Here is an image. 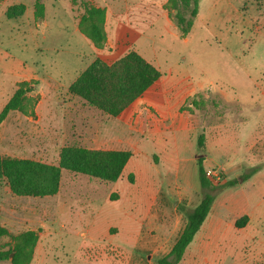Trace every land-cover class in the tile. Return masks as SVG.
Listing matches in <instances>:
<instances>
[{"label": "rangeland", "instance_id": "obj_1", "mask_svg": "<svg viewBox=\"0 0 264 264\" xmlns=\"http://www.w3.org/2000/svg\"><path fill=\"white\" fill-rule=\"evenodd\" d=\"M21 7V16H8ZM87 8L105 10L100 45L80 28ZM174 13L169 0H0V112L20 86L31 89L23 111L10 112L0 125V157L59 164L67 145L138 153L117 135L118 116L66 87L92 54L104 61L126 35L120 42L133 47L123 56L134 51L143 57L145 50L163 70L190 77L197 92L180 111L194 114L195 128L180 133L179 141L189 146L204 133L210 179L239 180L216 194L179 264H264V0H200L187 36L177 30ZM146 26L153 30L140 50ZM196 155L206 158V147ZM139 158L115 182L63 169L55 196H17L0 182V225L12 234L38 232L30 264H158L203 189L194 157L175 173L170 156L154 154L135 174L131 167ZM10 246V238L1 239L0 251Z\"/></svg>", "mask_w": 264, "mask_h": 264}, {"label": "trees", "instance_id": "obj_2", "mask_svg": "<svg viewBox=\"0 0 264 264\" xmlns=\"http://www.w3.org/2000/svg\"><path fill=\"white\" fill-rule=\"evenodd\" d=\"M199 1L169 0L176 11L173 14L174 24L183 36H187L192 29L198 15ZM23 12V7L19 10L9 9L8 16L14 18ZM104 16V9L87 8L80 23L81 30L95 45L105 41ZM160 77L158 68L138 53L130 51L112 64L100 59L94 60L69 86V92L110 116H118ZM30 90L24 84L14 92L0 112V125L10 112L23 111V103ZM204 143L205 135L201 133L197 139L199 150L204 148ZM131 157L132 153L128 150L88 149L75 145L61 149L59 164H47L29 158L0 157V182H5L10 192L17 196H55L60 191L63 169L115 182L121 177ZM203 162L204 157L199 156L197 167L203 196L188 213L186 224L172 249L158 260V264H179L206 221L216 194L225 187L239 183L238 179L224 183L212 182ZM251 174L243 175V180H247ZM246 219L247 216H244L237 220L236 227H242ZM4 237L10 238L11 246L0 251V262L10 260L11 264H30L39 239L38 232L28 229L12 234L0 225V241Z\"/></svg>", "mask_w": 264, "mask_h": 264}, {"label": "crops", "instance_id": "obj_3", "mask_svg": "<svg viewBox=\"0 0 264 264\" xmlns=\"http://www.w3.org/2000/svg\"><path fill=\"white\" fill-rule=\"evenodd\" d=\"M127 17H129V14ZM147 28L148 30L145 33L142 32V34L138 37L139 47L141 48L140 50H142L140 40L143 37H147L149 35V31L153 30V27L151 28L149 26H146L143 29ZM73 30L75 33L82 34L77 24L73 23ZM124 37H126V35ZM120 40L110 55L106 54L101 57L106 63H110L112 60H116L117 57L123 56L124 52H127L133 47V45L131 47L125 46L126 43H123V41L120 42ZM87 44L90 47V50L93 52L95 51L98 55L99 49L92 46L89 41ZM141 54L147 61L160 70L161 77L118 115L117 118L120 127L116 128V132L117 135H120L125 139L122 140L123 143L138 149V153L133 152L132 157L127 163L128 165L133 157L140 155V158L134 163L135 166L131 167V170L135 172V174H138L143 170V159H147L149 156L154 154H166L167 156H170L172 159L171 169H174L175 173H178L180 170L179 165L184 164L186 160H190L193 157L196 158L195 163L197 165V158L199 157L196 155L199 151L197 147V140L189 146H186L183 142L179 141L180 133L184 134L187 130L195 128L194 114L188 113L187 111L181 112L180 108L190 96L192 97V95L197 92L196 86L190 81L189 76L179 78L172 67L167 70H163L159 66L160 63L157 62V59L154 56H149L145 50H142ZM92 55L93 59L91 62L85 68H82L79 73L84 71L97 57H94V54ZM8 65H10V63H7L5 67H8ZM4 72L6 73L5 70ZM79 73L70 83H72L79 76ZM66 87H69V85H66ZM106 144L109 145L108 142H106ZM254 145L255 142L252 143V146ZM204 147H206L207 152L206 158H204L203 162L206 169V162L208 157L211 155V152L207 145H204ZM149 188L151 189L152 187ZM215 203L216 199L212 207ZM221 219L222 217L218 218L219 221H221Z\"/></svg>", "mask_w": 264, "mask_h": 264}, {"label": "built area", "instance_id": "obj_4", "mask_svg": "<svg viewBox=\"0 0 264 264\" xmlns=\"http://www.w3.org/2000/svg\"><path fill=\"white\" fill-rule=\"evenodd\" d=\"M210 174H211V171H207V176H208V178L210 179L211 177H210ZM212 182H214L212 179H210ZM215 183V182H214ZM218 183V182H217Z\"/></svg>", "mask_w": 264, "mask_h": 264}]
</instances>
